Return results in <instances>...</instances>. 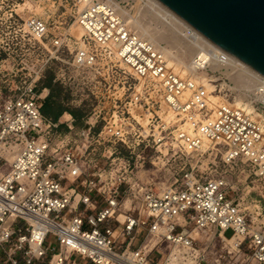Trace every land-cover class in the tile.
<instances>
[{
	"label": "built area",
	"instance_id": "2783aa9c",
	"mask_svg": "<svg viewBox=\"0 0 264 264\" xmlns=\"http://www.w3.org/2000/svg\"><path fill=\"white\" fill-rule=\"evenodd\" d=\"M0 36V82L14 84L8 93L0 86V264H264V188L258 199L232 194L225 175L184 165L154 185L136 169L145 149L161 162L166 149V160L180 163L217 144L224 163L246 162L264 177V77L252 109L228 95L212 101L115 0H0ZM202 36L208 44L192 71L210 67L214 42ZM59 51L76 67L117 74L78 129L71 113L54 119L41 110L37 82Z\"/></svg>",
	"mask_w": 264,
	"mask_h": 264
},
{
	"label": "rangeland",
	"instance_id": "374dc122",
	"mask_svg": "<svg viewBox=\"0 0 264 264\" xmlns=\"http://www.w3.org/2000/svg\"><path fill=\"white\" fill-rule=\"evenodd\" d=\"M124 2H129L128 7L125 4L121 5L127 7L130 15H134L138 8V1L123 0ZM35 11L43 16H46L49 12L43 6H36ZM150 18L147 15L142 20L145 23L152 24L153 19L149 22ZM72 21V18L68 20V24L70 23L69 32L76 40L75 44L82 45L83 41L81 38L83 33L79 34L80 36L77 34L79 31L75 30L76 26L72 24ZM132 28L141 34L140 30L135 29V27ZM145 37L148 38L147 35ZM155 43H157L156 40ZM159 44L172 52L173 54H170L172 57L175 56L176 59L182 62L181 65L174 58L167 57L169 64L178 69L182 74H186L185 66L191 60V54L165 41H160ZM2 55H4L3 52ZM214 60L211 61L209 68L190 75L203 85L205 93L212 101L226 100V95H228L227 97L236 104L243 105L247 101L244 104L252 109V105L249 102L252 97V89L243 91L239 87H236L234 82L229 79L226 69L223 67L224 62H220L219 59L215 58ZM114 63H116L114 67H117V65L121 68L123 67L116 59ZM9 68H15V66ZM28 69L29 66H26L22 68V72L27 73ZM116 79L117 74L111 73V71L108 74V72H105V66L76 67L70 63L67 51H59L58 57L51 59L46 64L37 82L38 91L42 95L46 94L41 100V108L47 110L44 114L54 119H63L68 116V113H71L74 118V129H78L83 126L84 119L97 105L100 94L113 90ZM12 84V81L9 82L8 80L0 82L2 92L8 93V87ZM4 85L6 87H3ZM56 112L58 114L55 118ZM170 116L171 114L168 112L166 118ZM59 129H66L64 123H61ZM165 150L163 149V162L155 158L153 149L144 150L146 159L141 166L136 168L140 179H148L154 185L167 184L173 181L179 165L193 166L195 171L202 172L203 175H225L233 185L232 194H246L245 196L247 197H255L257 199L261 197V192L264 188V177L254 175L251 167L246 162L236 160L235 162L224 163L221 158L223 148L217 144L203 147L198 152L183 154L182 162L180 163L178 157L167 161L166 157L171 151L166 153ZM225 234L229 235L230 230H227Z\"/></svg>",
	"mask_w": 264,
	"mask_h": 264
},
{
	"label": "water",
	"instance_id": "95a60500",
	"mask_svg": "<svg viewBox=\"0 0 264 264\" xmlns=\"http://www.w3.org/2000/svg\"><path fill=\"white\" fill-rule=\"evenodd\" d=\"M264 76V0H160Z\"/></svg>",
	"mask_w": 264,
	"mask_h": 264
},
{
	"label": "bare ground",
	"instance_id": "6f19581e",
	"mask_svg": "<svg viewBox=\"0 0 264 264\" xmlns=\"http://www.w3.org/2000/svg\"><path fill=\"white\" fill-rule=\"evenodd\" d=\"M137 1H138V8L134 15H130L127 11L129 2L123 3L120 0H115V3L118 7V10L123 14L124 18L128 21L129 25L131 27H135V29L137 30H140L141 35L143 36L147 35L149 40L153 44H156L155 46L158 47L161 51H163L168 65L170 64L167 60L168 59L167 57L174 58L181 65L182 62L176 59L175 56L172 57L170 54L173 53L168 51L165 47L161 46L159 44L160 41L168 42L175 47L177 46L180 49H182L184 52L190 53L192 57L196 52H198L199 50L205 47L204 43L207 42V40L203 39L202 34L192 26L190 27L189 26L190 24L188 25V23L182 17H180L178 14L172 11L160 0H137ZM121 4H125L127 7ZM147 15L151 17L149 22L152 21L153 19L152 24L145 23L142 20ZM72 24L76 26L75 30L79 31L77 33L78 35L79 34L81 35L84 32L83 28L77 22L74 21L72 22ZM81 39L83 41V38ZM155 40L157 43H155ZM206 44H208V42ZM210 45L213 48V53L211 55L210 63L212 60H214V58L219 59L220 62H224L223 67L226 69V73L229 79L234 82L235 86L239 87L243 91L252 89L253 92L255 88V84L257 83V79L262 78L264 76L259 72H257L254 68L249 66L247 63H245L243 60L239 59L237 56L233 55L232 53L220 47L219 45L214 43H210ZM190 61L185 66V70L187 71L188 74L194 75L196 74V72L205 70L202 69L199 71H192L190 69ZM118 62L125 68L124 70H131L124 63L120 61ZM246 66L252 70H250ZM173 69L175 71L180 72L178 69L174 67ZM261 117L264 118V115L261 114Z\"/></svg>",
	"mask_w": 264,
	"mask_h": 264
},
{
	"label": "trees",
	"instance_id": "16d2710c",
	"mask_svg": "<svg viewBox=\"0 0 264 264\" xmlns=\"http://www.w3.org/2000/svg\"><path fill=\"white\" fill-rule=\"evenodd\" d=\"M41 107H42V105H41ZM41 110H42L43 113H44V112H47V110H46L45 108H43V109L41 108ZM48 110H49V109H48ZM57 114H58V112L55 113V115H54L55 118H56Z\"/></svg>",
	"mask_w": 264,
	"mask_h": 264
}]
</instances>
